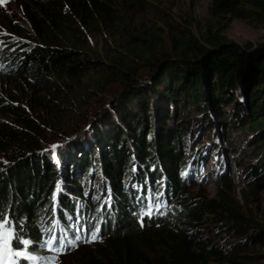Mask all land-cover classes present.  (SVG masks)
Wrapping results in <instances>:
<instances>
[{
    "label": "trees",
    "instance_id": "trees-1",
    "mask_svg": "<svg viewBox=\"0 0 264 264\" xmlns=\"http://www.w3.org/2000/svg\"><path fill=\"white\" fill-rule=\"evenodd\" d=\"M156 1L160 0H23L24 20L6 26L18 37L4 40L0 60H6L10 75L26 78L36 90L35 98L51 109L56 105L45 92L60 95L67 84L80 82L92 70L97 82L117 78L121 82V95L110 102L100 124L93 125L100 151H91L97 153L95 159L83 152L72 162L80 176L70 183V190L80 194L87 180L99 173V189L111 193L119 212L111 211L110 223L107 218L100 235L106 241L76 255L72 264H259L263 256L242 243L226 256L198 235V224L207 214L223 230L245 233L248 227L253 229L252 238L264 237V230L248 216V193L243 201L237 199L227 178L214 196L187 192L181 151L182 138L192 129V113L205 115L221 99L229 101L235 77L249 68H256L258 80H264V44L250 52L251 43L241 47L211 23L239 19L264 24V0H209L211 21L196 27L197 32L194 20L173 23L167 15L169 19L163 18L169 28L167 39L157 24L137 17ZM91 38L112 42L104 61L95 57ZM144 69L151 76L141 83ZM259 90L258 86L246 100L250 124L240 127L251 135L248 142L254 153L264 148V96ZM177 108L184 111L180 119L175 118ZM0 111L16 120V125L0 126V152L6 156L0 160V211L14 226L16 221L22 223V239L32 242L29 247H34L36 257L47 256L40 247L47 229L67 217L78 223L82 210L76 212L69 197H58L55 210L47 201L59 194V185L55 166L41 153L42 141L51 137L41 110L29 115L0 96ZM156 117L163 129L149 125ZM240 165L255 170L252 163ZM132 172L133 184L126 182ZM161 181L174 195L180 193L172 201L164 198L163 211L153 210L149 216L142 211L148 198H139L137 190L153 195ZM42 215H49L50 225Z\"/></svg>",
    "mask_w": 264,
    "mask_h": 264
},
{
    "label": "rangeland",
    "instance_id": "rangeland-1",
    "mask_svg": "<svg viewBox=\"0 0 264 264\" xmlns=\"http://www.w3.org/2000/svg\"><path fill=\"white\" fill-rule=\"evenodd\" d=\"M22 1L0 0V56L3 52L4 40L9 37H18L9 32L6 26L12 22L21 23L24 20ZM150 5L149 10L139 11L137 17L141 18V22L145 21L148 25L157 24L165 39L168 37L169 28L167 29L163 18H168L167 15L172 17L168 19L173 23L177 20L181 22L182 18L194 20L195 32H197L196 27L199 25L205 27L211 21L209 0H160L150 3ZM216 22L214 20L211 23L216 24V29L227 40L235 42L241 47L248 42L251 43L247 49L250 52L256 50L259 44H264V24H253L239 19H223L219 23ZM110 45H113L112 42L107 43L102 39L91 38L94 55L100 61L105 60L104 54L107 53ZM257 74L256 68H249L244 73L238 74L232 83L229 101L228 99H221V103L209 109V113H203L205 115H200L197 112L190 115L192 129L190 131L188 129L182 138L181 152L186 159L187 169L183 175L187 176L188 180L185 186L187 192H201L204 195L214 196L220 190L223 180L227 178L232 182L237 199L243 201L246 193H248V216L255 225L264 230V148L257 147L259 151L254 153L251 149L254 146L253 143L248 142L251 135L240 130L242 125H248L251 122V112L245 105L248 97L252 92H256L254 89L258 86L260 88L259 94L264 96V80H258ZM150 76L151 74H148L144 69L139 81L145 83ZM97 80L99 79L94 76V70H92L80 82L71 81L69 85L67 84L66 90L62 91L60 95H53L50 91L45 92L44 95L52 100V104L56 105L55 109H51L45 106L39 98H35L37 96L36 90L28 84L26 78H16L10 75L6 68V60H0V96L17 107H21L29 115L36 110H41L48 120L44 125L47 126L46 130L51 137L42 141L41 153L47 156L52 165L55 166L59 185V192H57L59 194L52 196V200H47L53 202L51 209L55 210L57 204L59 206L60 199L58 197L61 199L69 197L72 204L82 207V214L88 216L93 232L96 231L101 216L106 217L107 215L108 218L112 214V210L118 211L116 210V203L108 190L99 189L102 181L99 173H94L91 180H87L86 184L81 187L80 194H76L77 191L76 193L75 191L72 192L70 183L80 176V172L75 173L73 170L72 162H75L83 152L88 153V157L92 159L96 158L97 153L91 151L94 148H97L96 151L100 150L96 143V134L92 132L93 125L95 123L100 124L103 113L110 110V102L117 99L122 91L121 82L118 78L109 81L102 79V82H97ZM187 107L190 108L191 105ZM201 108L205 112L204 107ZM177 112L175 118L180 119L181 112L184 111L177 108ZM160 121L161 118L156 117L153 121H149V125H154L157 130L163 129ZM15 122L14 117L0 111V126L16 125ZM62 126L69 128V131L64 132ZM97 134L99 135V133ZM101 135L102 133L100 137ZM5 159V154L0 152V160ZM242 162L254 164L255 170L246 171L247 167L240 165ZM258 175L261 177L260 180L257 178ZM133 177L134 172L129 174L126 182L129 181L133 184L131 180ZM167 184V182L162 183L161 181L158 188L156 186L153 195L143 194L142 189L137 190L139 198L143 196L148 198L147 207L142 209L143 213L146 214L153 210L163 211L164 207L161 206V201L164 198H169L172 201L173 196L178 197L180 191L174 195ZM135 185L136 187L140 186L136 183ZM250 187L251 189H249ZM87 204L91 207L90 210ZM45 205L46 202L41 205L42 211H44ZM95 216L96 218H94ZM41 217L45 223L50 225L49 215H42ZM111 221L112 218L110 217L107 223ZM222 227L214 220L213 215L207 214L199 222L197 232L202 240H210L211 244L219 248L226 256L237 243H242L246 249L256 251L263 256L260 258L259 264H264V237L258 234L254 238L250 237L249 232L253 229L248 227L245 233L236 232L232 228L223 230ZM88 241L70 252L62 254L52 251L44 241L40 245L43 250L41 253L47 256L43 257H36L34 247L28 246L32 258L22 259L19 264H72L76 255L100 245L106 241V238L100 236L94 242Z\"/></svg>",
    "mask_w": 264,
    "mask_h": 264
},
{
    "label": "snow or ice",
    "instance_id": "snow-or-ice-1",
    "mask_svg": "<svg viewBox=\"0 0 264 264\" xmlns=\"http://www.w3.org/2000/svg\"><path fill=\"white\" fill-rule=\"evenodd\" d=\"M54 148L56 146H53ZM151 215V212L146 213ZM141 226L143 219L141 218ZM22 223L20 221L13 224V220L0 211V264H19L20 260L31 259L28 246L32 243L29 240L22 239ZM99 230L92 232L88 242H94L99 239ZM56 240V237H52ZM79 239V237H77Z\"/></svg>",
    "mask_w": 264,
    "mask_h": 264
},
{
    "label": "clouds",
    "instance_id": "clouds-1",
    "mask_svg": "<svg viewBox=\"0 0 264 264\" xmlns=\"http://www.w3.org/2000/svg\"><path fill=\"white\" fill-rule=\"evenodd\" d=\"M82 213H83V209L79 213V221L76 224L72 223V220L74 219V217H67L64 222L62 221L54 222V223H59L60 227L65 230V232H62L63 234L61 235V237L64 238L66 236L69 247L68 249L64 251H58L57 245H53L49 242V239L51 238L50 231H52L53 227L52 229L51 228L47 229L46 234H45V238H46L45 242L47 243L48 247L52 251L56 253H61V254L67 253L73 250L75 247H78L80 244H83L88 241L91 233L93 232L92 226L88 220V216L85 214L83 215ZM81 216H83V219H81ZM94 218H96V216ZM106 221H107V215L106 217L101 216V221H100L101 223H99L96 229V231L99 230V236L103 233V229H104V225L106 224ZM77 237H79V239H77Z\"/></svg>",
    "mask_w": 264,
    "mask_h": 264
},
{
    "label": "bare ground",
    "instance_id": "bare-ground-1",
    "mask_svg": "<svg viewBox=\"0 0 264 264\" xmlns=\"http://www.w3.org/2000/svg\"><path fill=\"white\" fill-rule=\"evenodd\" d=\"M138 183H140V182H138ZM138 183H136V184H138ZM134 186H136L135 185V183H134ZM82 210V207L81 206H75V211L76 212H79V211H81ZM77 222L75 221V224H76Z\"/></svg>",
    "mask_w": 264,
    "mask_h": 264
},
{
    "label": "water",
    "instance_id": "water-1",
    "mask_svg": "<svg viewBox=\"0 0 264 264\" xmlns=\"http://www.w3.org/2000/svg\"><path fill=\"white\" fill-rule=\"evenodd\" d=\"M249 51V50H248Z\"/></svg>",
    "mask_w": 264,
    "mask_h": 264
}]
</instances>
